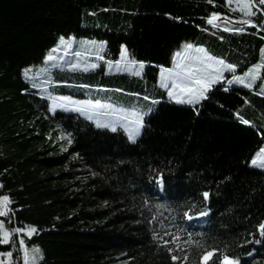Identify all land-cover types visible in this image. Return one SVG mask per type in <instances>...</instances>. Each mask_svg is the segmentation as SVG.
I'll use <instances>...</instances> for the list:
<instances>
[{"label": "trees", "instance_id": "1", "mask_svg": "<svg viewBox=\"0 0 264 264\" xmlns=\"http://www.w3.org/2000/svg\"><path fill=\"white\" fill-rule=\"evenodd\" d=\"M251 2L245 16L226 0H0V223L10 233L0 254L11 253L0 264H25L29 246L40 264H201L210 252L207 264H264V169L250 165L264 143V92L218 84L194 105L149 98L157 103L130 142L77 113H50L54 83L22 76L68 36L105 40L110 57L124 45L152 83L182 42L242 72L264 43V5ZM213 14L250 23L222 31ZM76 75L55 84L80 85ZM84 75L92 87L100 78ZM105 78L98 87H113Z\"/></svg>", "mask_w": 264, "mask_h": 264}, {"label": "rangeland", "instance_id": "2", "mask_svg": "<svg viewBox=\"0 0 264 264\" xmlns=\"http://www.w3.org/2000/svg\"><path fill=\"white\" fill-rule=\"evenodd\" d=\"M226 3L231 5L232 9L240 11L238 0H231V2L226 0ZM250 11L252 12L251 8ZM240 21H232L228 18L217 15V19L213 21V25L218 26H211L222 31L230 32L240 30L249 24L240 23ZM188 44L192 45L191 49L186 48V45ZM122 46L126 49L124 45ZM197 48H202L208 55L223 60L225 64L233 66L231 70L225 68L222 72L221 79L213 85L222 84L244 90L258 89L259 91L264 92L262 91V88H264V67H261L256 72L257 78L251 82V87H245L237 82L228 83V81L233 79V76L244 77V74L254 68L255 65H264V55L261 53V49H264V43L260 49L259 60L242 72H238L236 64L230 63L219 56L211 54L205 47L197 46L192 42H182L172 56L171 65L168 68L159 67L155 82L152 83L144 74L146 64L142 61L136 60L130 55L127 49V55L124 58L121 57V49L117 57H110L106 54L105 40L75 36L60 37L55 42L54 46L45 53L43 63L37 66L24 68L22 76L27 82L33 85L54 83L50 88L45 87L44 89V95L50 100V113H54L55 111H65L82 114L84 115V118L93 121L96 126L97 124L108 125V127L98 128L113 131L112 128L115 127L116 131H123L128 137V132L125 130V127L128 123V119H131L134 113L142 114L143 116L142 127L139 131V135L141 134L144 125V118L151 113L153 108L151 104L153 102L149 98L159 97L178 105L196 104L176 103L175 100L168 96L167 90L160 86V77L161 68L172 69L175 67L176 63L182 62L181 58L176 56L177 53H182L189 57H197L201 55V53L196 51ZM49 56L53 57V59L48 60L47 58ZM118 61L120 62L119 64H117ZM132 61H135L136 63L133 64L131 63ZM192 63H196V61L193 60ZM141 64L143 67H140ZM93 65H95V67H92ZM92 71H96V75L100 77L95 82L93 81L94 87L91 86V83L84 81L83 79L86 77L84 74ZM68 72H78V75L73 77V79H75L74 83H80V85L55 84L60 82L59 77H62L63 73ZM136 73L139 74L137 75ZM43 76L44 80H40ZM104 76L106 77L104 83L113 85V87H98L101 86L100 84L102 83ZM245 79L247 82L250 77ZM118 81L130 83L132 86L134 85L136 90H132L126 86L122 87L112 84L117 83ZM59 90H64L71 94L53 93V91ZM127 91H136L138 94H130L127 93ZM72 94H78L81 96H74ZM63 97H67L68 99H61ZM145 97L148 99H145ZM97 101H99L101 107H92ZM88 102H91V104ZM82 107L85 109L84 112L78 110ZM125 117L128 119H125ZM139 135L135 137L134 141H136ZM262 148H264V143L261 149ZM257 153L250 160V165L252 166H254L252 160L257 158ZM258 168L264 169L261 167ZM36 249L39 250L37 246H29L27 247V250H25V254L27 253L28 256V264H40L41 254L40 251H34ZM210 258L211 256H204V263L209 261Z\"/></svg>", "mask_w": 264, "mask_h": 264}, {"label": "snow or ice", "instance_id": "3", "mask_svg": "<svg viewBox=\"0 0 264 264\" xmlns=\"http://www.w3.org/2000/svg\"><path fill=\"white\" fill-rule=\"evenodd\" d=\"M231 2V0H229ZM239 2V10L243 12L245 15L251 16L255 13L250 11L252 6L251 0H238ZM260 4L264 5V0H259ZM217 19V15L213 14L212 18H210L207 22L210 25H213V21ZM240 23L248 24L250 21L242 20ZM218 26V25H213ZM254 26V25H253ZM227 30V29H226ZM187 49H191L192 45H186ZM55 51V50H53ZM196 51L201 53L200 56L197 57H189L182 53H177L176 56L181 58L182 62H178L175 64V67L172 69L161 68V77H160V86L165 88L168 92V96L175 100L176 103L180 104H193L199 103L202 99L206 98V93L209 91L211 86L217 83L222 76V72L225 68L231 70L232 65L225 64L223 60L216 59L208 55L204 49L197 48ZM262 55H264V49H261ZM127 55V50L121 46V57L124 58ZM48 60L53 59V57L49 56ZM195 60L196 63H192ZM120 62L118 61L117 64ZM131 63L135 64V61ZM92 67H95L93 65ZM140 67H143L141 64ZM264 65H255L254 68L250 69L247 73L244 74V77L233 76V79L228 81V83L237 82L242 84L245 87H251V82L254 81L257 76L256 72ZM137 75L139 73H136ZM250 77L247 80L245 78ZM264 91V88H262ZM63 100H67V97L61 98ZM145 99H148L145 97ZM91 104V102H88ZM153 103H157V101H153ZM92 107H101L99 101L96 102ZM81 112H84L85 109L82 107L78 109ZM125 119H128L125 117ZM143 116L142 114H133L131 119H128V123L125 127V130L128 132V139L130 141H134L135 137L139 135L140 128L142 127ZM247 123V121H243ZM97 127H108V125L97 124ZM113 131H116V128H112ZM259 161V162H258ZM252 164L257 167L264 168V148L257 153V158L252 160ZM204 199L207 200L209 197L208 192L203 193ZM8 204L7 196H0V216H6L8 212L6 211ZM187 215V213H185ZM200 215H206V212H201ZM15 232L22 231L21 229H14ZM35 229H31L30 232H34ZM258 231L261 237H264V222L258 225ZM10 233L6 232L3 228V224L0 223V243H8ZM259 243L260 241H255ZM21 247L23 248V241H21ZM38 252L39 250H34ZM0 255L3 256H11V253H2ZM212 253H209L208 256H211ZM175 259V257H173ZM225 264H237L236 261L229 260L227 256L224 257ZM25 264H28V256L25 254Z\"/></svg>", "mask_w": 264, "mask_h": 264}, {"label": "water", "instance_id": "4", "mask_svg": "<svg viewBox=\"0 0 264 264\" xmlns=\"http://www.w3.org/2000/svg\"><path fill=\"white\" fill-rule=\"evenodd\" d=\"M242 29V28H241Z\"/></svg>", "mask_w": 264, "mask_h": 264}]
</instances>
